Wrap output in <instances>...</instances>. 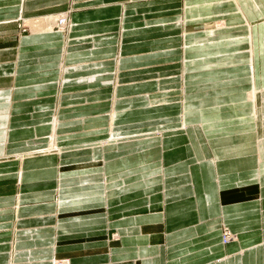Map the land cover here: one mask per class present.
<instances>
[{"label":"crops","instance_id":"crops-1","mask_svg":"<svg viewBox=\"0 0 264 264\" xmlns=\"http://www.w3.org/2000/svg\"><path fill=\"white\" fill-rule=\"evenodd\" d=\"M66 7L69 34L53 16L18 35V17ZM166 59L175 73L148 91L65 80L68 65ZM258 109L264 0H0V264H264ZM55 119L67 152L26 156Z\"/></svg>","mask_w":264,"mask_h":264},{"label":"rangeland","instance_id":"rangeland-1","mask_svg":"<svg viewBox=\"0 0 264 264\" xmlns=\"http://www.w3.org/2000/svg\"><path fill=\"white\" fill-rule=\"evenodd\" d=\"M71 10L72 9H70L69 7H66V9H64L62 11H49V12H44L40 15L35 14L31 17H28V15L20 16V17H18V19H16L18 35H20V36L21 35H28L30 33H33V31L34 32H37V31L40 32L39 28L41 29V25L37 24V23H41L40 22L41 18L43 20L42 24H44L43 28L48 30V25H49L48 17L51 18L53 16H56V17L51 19V20L55 21L58 18V22L59 21H60V23L66 22V25L63 26L64 24L59 23V25L57 24V25L53 26V28H52V30H50V32H61L64 34H69L73 28L72 21L70 20ZM37 14H39V13H37ZM28 19H33L34 22H33V24L31 23L32 25L29 24L28 22H26V20H28ZM37 20H38V22H37ZM219 24L216 23V24H214L213 27L215 29H220V28L224 27V25H222V23H219ZM45 26H47V27H45ZM112 59L114 62L115 59L114 58H112ZM116 62H118V61H116ZM103 63H104V61H102V62L98 61L96 63H92V62L79 63V64H75L74 66L68 65L67 66L68 69H67L66 75H65L66 76L65 80L68 81L69 76L73 72H75V73L72 75H75V76L78 75V73H81V74L87 73V70H89V72L95 71V72H102V73H112L113 79H110L111 82L106 81L105 84L111 85V86L113 85L112 86L113 91L115 90L116 86L117 87L120 86V88L122 89L121 93L127 94L129 92H135V91L142 92V91H148V89L152 90L154 78L159 79L160 74L165 75L168 73H175V71H170L173 68V66H172L173 62H171V60H168V59L162 60L161 62H156L155 65L157 66V69L154 70L155 73L153 72V61H146V62H142L140 64L134 62V63L128 64V65H125V68L118 67L116 65L114 67L113 66L112 67H106L105 65H103ZM118 65H119V62H118ZM154 68H156V67H154ZM109 70H111V72H108ZM136 71H142V72L138 74ZM69 73H71V74H69ZM65 80H64V78L61 79V81H65ZM177 80L178 79L173 78V80H169L168 83H176ZM101 84H103L102 80H98L97 84H95V86L96 85L97 86L105 85V84H103V85H101ZM260 94H263V92H261V93L258 92L257 95H254L253 100H256L257 96ZM112 99H113V97H112ZM258 107H259V105H258ZM68 109H69V112L71 114H73L72 108H70V107L64 108L65 111H68ZM69 112H66V113H69ZM260 114H262L261 117H263L264 112H262L258 109L257 114H256V117L258 120H259L258 116H260ZM112 123H113V128H114L116 125V116L115 115L112 117ZM150 123H151V121H150ZM259 123H260V120H259ZM57 126H58V120L55 119V122L53 124V133L50 136H48V138H47L49 140V143H48L46 148L48 149L49 147H51V144L54 143L59 148V150L60 149L62 150V154H63L64 151L67 152V148L58 144L57 131H56ZM157 134H160V133H157ZM117 139H118V141L120 140V138L115 137V135H114V137L111 136L109 139L103 141L102 143H99L98 145L101 147H107L109 145H115V143L118 142ZM112 143H114V144H112ZM58 148H54V149H52V151L55 152V155L60 156L61 154L59 152L58 153L56 152ZM37 150H42V149H36L35 151H37ZM104 180H105V182H107V183L104 182L105 187H106V185L108 184V181L106 180V178ZM114 231L117 232V230H114ZM224 235H226V233ZM230 235H231V239L229 242H232V241L237 239L236 235H234V234H230ZM224 238H225V236L223 237V243L226 244L224 242ZM118 240H119V235L117 233H113L111 235V237L109 236V243L110 242H116ZM229 242H227V243H229ZM9 257L10 256H8L6 259L10 260ZM54 260L55 261H53L52 264H62V263H64V261H69V264H71L70 263L71 261L69 259H61V260L54 259ZM10 263H12V262H10Z\"/></svg>","mask_w":264,"mask_h":264},{"label":"bare ground","instance_id":"bare-ground-1","mask_svg":"<svg viewBox=\"0 0 264 264\" xmlns=\"http://www.w3.org/2000/svg\"><path fill=\"white\" fill-rule=\"evenodd\" d=\"M59 23H60V21L58 22V18L55 20V21H53V23H52V28H53V26H55V25H59ZM60 24H64L63 26H65L66 25V22H61ZM52 139V138H51ZM53 141V140H52ZM117 141H118V139H117ZM120 141V140H119ZM118 141V142H119ZM118 142H116V144L118 143ZM54 148H58L54 143H52L51 144V147H49L48 149L46 148V149H43V150H40V151H36V152H32V153H27V155L26 156H28V157H34V156H37V155H55V152H53L52 151V149H54ZM57 153L59 152L61 155H62V150L60 149L59 150V148L57 149V151H56ZM65 152V151H64ZM26 156H23V157H26ZM225 236V238H224V242L225 243H227V242H229L230 241V239H231V235L230 234H226V235H224ZM62 264H69V261H64V263H62Z\"/></svg>","mask_w":264,"mask_h":264},{"label":"built area","instance_id":"built-area-1","mask_svg":"<svg viewBox=\"0 0 264 264\" xmlns=\"http://www.w3.org/2000/svg\"><path fill=\"white\" fill-rule=\"evenodd\" d=\"M227 233H228V234H231V233H229V232H226V234H227Z\"/></svg>","mask_w":264,"mask_h":264}]
</instances>
